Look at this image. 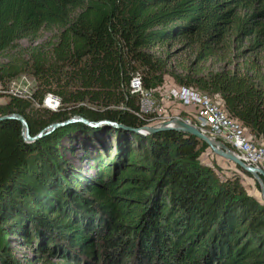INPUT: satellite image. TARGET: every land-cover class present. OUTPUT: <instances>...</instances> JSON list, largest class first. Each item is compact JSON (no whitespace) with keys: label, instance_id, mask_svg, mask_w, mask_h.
<instances>
[{"label":"trees","instance_id":"1","mask_svg":"<svg viewBox=\"0 0 264 264\" xmlns=\"http://www.w3.org/2000/svg\"><path fill=\"white\" fill-rule=\"evenodd\" d=\"M244 9L250 13L241 16ZM44 27L59 30L55 42L0 63L2 88L22 72L35 80L29 99L9 94L0 104V116L22 115L32 135L81 101L131 126L147 125L151 116L135 114L139 96L129 92L139 73L145 90L169 76L219 94L227 112L264 143L259 65L202 73L173 65L162 50L180 41L207 58L226 36H253L250 49L260 53L264 0H0V54ZM49 92L60 98L57 110L42 105ZM104 130L112 158L104 148L95 154L83 148L75 162L69 157L78 137L91 140L98 129L76 123L25 142L19 120H0V264H20L17 239L36 242L34 260L23 256L26 264H47L43 256L52 254L63 264H264V201L247 193L238 176L221 179L202 164L205 142L173 129ZM83 160L92 178L80 169Z\"/></svg>","mask_w":264,"mask_h":264},{"label":"rangeland","instance_id":"2","mask_svg":"<svg viewBox=\"0 0 264 264\" xmlns=\"http://www.w3.org/2000/svg\"><path fill=\"white\" fill-rule=\"evenodd\" d=\"M249 13L250 10L244 9L241 11L240 15L246 16ZM58 32L59 30L55 27H44L39 31L37 37L33 40H19L11 48L0 54V63L5 62L6 60L13 57L20 58L21 55L22 58H24L26 53L24 48L27 47L32 48L34 46H40L39 49H46L49 44L55 42ZM252 38L254 39L253 36H242L239 38V40H233L232 36H226L221 42L215 44L214 55L207 58L198 59L196 57L197 48L184 46L180 41L173 42L171 46H164L162 50L169 51L171 55L170 62L173 65L178 67H191L202 73L219 69H231L233 67L239 68L240 73H245L249 71V66L251 63H253L259 65V67H261V72L264 74V49L261 50L260 53L257 50H251L250 44L252 42ZM155 50L158 51V49H153V51ZM19 75H25L27 78L32 80L33 86H36L35 80L30 74L22 72ZM168 77L169 76H166L165 78ZM6 86L7 84L3 88L0 86V104L5 103L8 99L9 94L4 91ZM157 103L159 104V107H161V109H159L160 114L154 115V119H152L147 125H155L164 120L170 119L174 116L175 112L178 114L182 113L178 112V109L175 107H168L166 105L162 106L160 100H158ZM98 130L99 131L97 132L96 138H93L91 140L82 136L78 137V141L75 142V145L72 146L74 147L75 155H73V157H69L72 161L76 162L78 158L82 156L81 153L83 151V148H87V153L89 154H95L98 149L102 150L104 148L105 152L109 153V156L112 158V156L114 155L113 151L109 152V149L111 148L110 144L112 143L110 136L107 135L104 128ZM84 160L82 161L83 163H81L80 169H82L83 173H85L86 176L89 175L88 178H92L94 176V171L85 170ZM199 160L202 164L212 167L221 179L232 177L233 175L238 176L247 193L254 196L260 202L264 201L260 192V186L258 183L256 185L257 181L251 175L243 173L233 162L213 153L209 147H207L201 153ZM86 189L89 190V187H86L85 185L79 187L80 193H82L84 197H86V199L88 198V200L92 201L91 198H89V196L86 194ZM93 203L94 202H92L91 205L94 206ZM93 238L96 240L95 236H93ZM57 241L58 244L67 246L66 240L61 236L57 238ZM36 247V242H34L32 246H25L21 239H17L16 242H13L15 260H17L20 264H26L22 260L23 256L25 255L27 256V258L34 260V250H36ZM59 256L60 255L55 254L44 255L43 259L47 264H63L64 261ZM96 260L98 262V259ZM35 264H41V261L36 260Z\"/></svg>","mask_w":264,"mask_h":264},{"label":"built area","instance_id":"3","mask_svg":"<svg viewBox=\"0 0 264 264\" xmlns=\"http://www.w3.org/2000/svg\"><path fill=\"white\" fill-rule=\"evenodd\" d=\"M35 86L25 75L11 79L5 92L12 96L29 99ZM129 92L138 94V109L135 114L139 117L159 115L161 107L154 96V90H145L139 73H135L129 82ZM168 97L183 106L193 109V117L185 118L205 135L225 143L235 155L245 164L258 166L264 170V143L255 142L248 129L236 117L231 116L217 93L210 95L193 86L176 85L167 90ZM42 105L50 110H57L60 98L54 93H47ZM183 119V118H182Z\"/></svg>","mask_w":264,"mask_h":264},{"label":"water","instance_id":"4","mask_svg":"<svg viewBox=\"0 0 264 264\" xmlns=\"http://www.w3.org/2000/svg\"><path fill=\"white\" fill-rule=\"evenodd\" d=\"M73 107L66 108L69 112L60 120L53 121L40 129L35 134H31L28 122L26 119L18 113H10L6 115H1V119H16L22 124V135L25 142H33L38 138L45 136L56 128L71 125V124H81L89 128L103 129L111 128L118 131L134 132L142 135L153 134L158 131L163 130H177L184 133L192 134L199 140L205 142L207 147H209L213 153L223 157L226 160L233 162L236 166L250 174L259 184L260 192L262 198L264 199V184L262 179H264V170L258 166H252L245 164L240 160L235 153L222 141L210 138L209 136L203 134L193 122H187L179 116H173L170 119L164 120L155 125H143L140 127H134L127 124L124 119L119 115H106L103 114L101 109H99L94 104L88 102H77L72 104ZM70 109V110H69Z\"/></svg>","mask_w":264,"mask_h":264},{"label":"crops","instance_id":"5","mask_svg":"<svg viewBox=\"0 0 264 264\" xmlns=\"http://www.w3.org/2000/svg\"><path fill=\"white\" fill-rule=\"evenodd\" d=\"M172 78H165L164 83L154 90V93L158 94L160 103L162 106L175 107L178 109V112H182L181 114L174 113V116H179L183 119L192 118L193 117V109L191 107L183 106L182 104L170 99L167 94V90L176 86Z\"/></svg>","mask_w":264,"mask_h":264}]
</instances>
